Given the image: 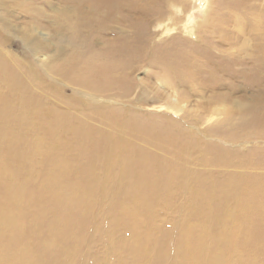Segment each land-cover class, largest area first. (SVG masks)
Here are the masks:
<instances>
[{"label": "bare ground", "instance_id": "bare-ground-1", "mask_svg": "<svg viewBox=\"0 0 264 264\" xmlns=\"http://www.w3.org/2000/svg\"><path fill=\"white\" fill-rule=\"evenodd\" d=\"M4 1L6 0H0V6L2 4L4 5ZM257 1H260V3H256ZM261 1L263 0H217L216 6H213L210 11L208 7L211 2L209 0H200L199 8L203 9L204 17L201 22L196 24V26L194 25L193 30L195 31V38L197 40L202 39L204 43H194L188 48L178 46L179 44H182L184 40L176 37L177 35L169 39V41L165 40L166 42L164 41L165 43L163 45H157L150 41L149 38L141 36L142 26L145 27L147 31H150L154 24L158 26L162 25L165 18L168 17V14L170 13L169 8L174 7L177 11H180V13L184 12L186 14L189 8L187 1L86 0L85 3L81 4L78 0H72L74 3L72 4L73 8L61 11V15L63 16L62 20L66 21V23H62L64 29L63 32L70 34L69 37L62 39L72 47L70 54H73L67 55L66 61L64 60L59 63L56 62L58 72L60 75L67 74L69 71L70 73L72 72L75 74V76H73L74 83L83 89L85 88V91L87 89L90 97L96 98L108 96L113 93L114 90L118 89L122 90L121 92H124L125 95V93L132 88V85L127 84V80L125 79L126 76H130L128 75V71L134 72L136 68L135 64L140 65L142 62L150 61L151 63H155V65L157 64L161 66V72H163L162 76L167 80L168 84L171 85L172 89H176L178 86H185L193 88L192 90L197 92L198 90H196L195 87L199 86L205 92L211 93L204 97L206 98L205 102H207V105L211 108L207 110L208 107H205V110L209 113L207 116L213 117L214 115L211 113H217V115H220L225 114V112L230 117L235 114L238 115V119H240L238 123L231 122L232 118H229L224 125V131L216 130L215 133L220 135L222 138L221 141L264 143V2ZM208 2H210V4H208ZM249 2L252 6H249ZM19 3L21 6H26V8L23 9L27 13L26 16L40 14L39 12L32 11L30 8L31 6L26 5V1H20ZM223 11H227V13H222ZM6 12H9L8 8ZM126 14L131 16L134 14H142L139 17L143 16L141 21L144 20L146 22L140 25L137 20L135 22L132 21L130 23V27H132L130 30L132 33L127 34L130 31L127 32L125 29L127 27V20L125 19ZM70 16L75 17L73 26L67 23L70 22V19H68ZM174 17L177 16L175 15L170 19H173ZM0 23L2 24V29L0 28V131L6 134H11L12 132L16 133L18 130L21 132H30L31 129H34L31 128L33 124L30 121V118L33 117L34 113H38L40 114L42 126L47 127L50 130V137H52L54 129H61L63 133L67 131H70L71 133V131H74V143L76 144L75 147H77L75 150H78L79 153H84L85 144L92 143L102 151L101 156L106 160L104 170L109 172L107 176L118 177V181H111V179L108 180L109 177H107L108 179L100 181V179L93 178L90 171L91 169L86 167L77 172L81 178L77 182H73L69 178L61 180V173H52V175L48 176L49 179L55 177L60 179V182L55 180L54 184L46 185L44 187V191L50 194L49 200H54L58 197L64 202L68 201L71 205H68L67 209L70 211L75 210L77 213L68 218L61 217L62 220L66 219L64 224L79 222L74 220V218L76 216L78 220L82 218L83 215L80 212V209L83 206H86L89 196L93 194V196L95 195V197L98 198L99 206L103 205V208H100L99 211L104 214V219H107L108 217L118 218L122 220L125 224L124 226H126L127 229L129 228L132 232L131 226H137V224L133 222V218L135 219L137 216L139 219L138 215L142 211L149 213L150 210H153L158 206H164L165 208L170 207V198L167 197L165 199V196L169 191L166 189L168 185L164 183V180L167 179V182L170 184L178 182L177 186L183 190L185 189L186 191H189L191 195L189 200H192L190 205L192 206V213H194V215L196 213L202 214L204 211L210 213V210L214 209L217 211L222 207L235 209V216H232L234 222L247 228V233H244L243 235L244 240L251 239V236H253L251 229L252 231L255 229V224L260 220L257 219V217L259 213H262L261 210L264 209V177L257 179H254L255 176H252L253 179L250 178V176L247 178H233V175L231 174L227 177V181L224 182L223 173H225V171H222V175H219V172H213L212 175L214 176V179L212 180H201L199 176H202V174L200 173L193 176L191 173L192 171L187 172L184 168L178 167V164L176 163L167 161L163 162L164 159H161L160 157L153 156L144 150L133 148V145H129L131 144L129 140H126L121 136H116V133L113 134L114 129H112V131L109 130L104 132L102 129H99L102 136H104L103 139H97L94 136H90L93 135L92 133L89 135L86 133L89 131V127L84 121L77 122L75 124V129L74 124L69 123L65 119L61 121L59 116L55 117L53 121L51 120L52 122L47 121L49 120V117L52 116V113H48V115L46 113L45 116L44 111H41L44 100L32 91V78L30 81L26 74V71L31 69L30 66L27 67V64H22L15 60L13 56L12 58L6 57L3 49L4 47L2 46V30L4 29V24L2 22ZM113 23H118L121 27L119 29L114 26L115 29L111 30L116 33L113 41L115 46L106 47L104 45L105 47L102 49L96 47L100 42L99 38L107 36L106 33L109 31V28H111L110 26ZM100 35L101 37H99ZM26 38V40L30 42L28 43L30 52L35 55L43 54L48 50V47L43 46L41 43L33 42L34 39H31V35L26 36ZM4 41L6 40L4 39ZM151 43L155 46H152ZM233 45L236 46L234 47ZM58 55L61 58V56L63 57L65 54ZM126 59L129 60L126 61ZM127 66H129V68ZM237 81H239V83ZM82 88L81 90L83 91ZM218 89L221 91L228 89L231 94L216 93L215 91ZM251 89H255L259 92L254 90L252 91L255 92L254 94L244 96L245 93H249L248 90ZM234 92H236L235 95ZM241 93L242 96H236ZM77 94H79V91ZM184 94L185 93L180 94V97L182 96L185 98L186 94ZM173 98L172 102L179 104L181 100L179 96ZM142 100L147 103L149 101L148 99ZM49 108H47V110H49ZM53 108L55 111V108L57 107L53 106ZM219 111L220 113H218ZM94 112L96 115L102 114L96 113L101 112V110H96V108ZM107 112L116 115L117 122L113 125L115 128L126 133L139 135L155 145L160 144V146H163L162 148L167 150V152L169 149L171 150L174 145L181 146V150H187L191 146H193L194 149H199L200 147L201 140L191 130L192 126L189 125V119L187 120V118H184V120H177L169 119L170 117L168 116H160V119H162L160 120L145 115L143 112L139 113L129 109H110ZM63 117L67 118L68 116L66 114ZM200 122V125H202L203 121ZM191 123L192 122H190V124ZM184 126H188L189 129L184 128ZM21 127H25V129L20 130ZM180 128V133H176L175 129L178 130ZM209 128L207 132L209 131ZM90 129H92L91 126ZM109 132L113 133L109 134ZM119 133L122 132L119 131ZM66 143L68 144V142ZM71 146L72 145H70V148ZM213 146L217 148L216 145ZM205 147H207V149L211 148V146L206 145ZM63 149L65 150V148ZM217 150L222 154H217L209 165H216L219 167L223 165H226V167L242 165L246 167L247 164H254V161L249 160V158L251 159V157H255L253 155L254 152H236L238 155H235V151H232L233 149L223 150V147L221 146H218ZM4 154H6V156L0 154V194L4 192L3 195L0 196V264H10L9 261L12 258H14L13 264L54 263V259L50 256V248H45L43 245L40 246V241L38 243L39 246L28 247V252L22 253V250L20 251V245L23 244L24 239L19 237V232H22L23 230L21 231L19 221L12 216L11 212L20 211L21 205H24L21 197L24 193L26 194V185H23L22 178L25 173L30 171V169L27 170L23 167L18 169L15 167L18 161L19 163H23V166L25 165L26 158L23 157L22 153L14 155L8 151ZM84 154H86V152ZM182 155L185 154L181 152L180 154H176V157L180 159ZM231 156H239V158L241 157V161L239 163L233 162L230 160ZM58 157L60 159V156ZM95 157L90 158L93 160ZM262 160H264V158ZM258 161L260 160L258 159ZM52 162L57 163L56 161H51L50 164H52ZM262 162L264 163V161ZM89 164L88 167L93 163L90 162ZM254 167L257 169V166ZM76 168L79 167L76 166ZM117 170H119V173H116ZM21 185L23 187H21ZM22 188L24 192L22 191ZM32 197L34 198H32L33 203H28L35 206L36 211L43 212L47 205L44 201L43 194L42 197L40 194L41 198ZM130 200H132L133 203ZM127 201L129 202L126 203ZM148 206H151L152 208ZM58 207H55L54 209L58 212L65 210L68 215L67 209ZM35 208H33V211ZM213 214L215 215L214 211H212V217L208 215L211 218L208 221L205 220L207 222L204 221V216L199 218L201 224H217L218 220L213 217ZM83 218V221H85L86 218L84 216ZM119 225L120 223L116 222L114 226H109V229L113 228L116 231L119 229ZM50 228H52L54 232L53 236L55 235L58 240L61 242L65 241L67 245L72 243V241L67 239L69 234H57L56 231L59 227L53 225ZM66 228L67 227L64 229ZM82 230L83 228L80 229V231ZM5 231L9 232L5 234ZM68 232L70 233V231ZM135 237L137 238V244L135 241L133 247L129 249L130 258L134 257L132 259L140 261L146 256H149L148 252L145 250L150 249L152 246L147 248L144 246V243L150 241L157 247L155 252V259L157 260L153 264H158L160 262L161 264L163 263L164 244L162 242L158 241L156 238H151L148 235L143 234L140 236L136 234ZM260 239L263 240L261 237H253V241L244 242L243 240V242H240L239 244H241L242 247L252 245L254 246V250H256L255 247L258 248L259 252H257V254L264 256V245L261 246V244L258 243ZM189 242L193 243V248L188 246ZM178 244L179 248L177 251V257H182L184 262L190 264H230L227 256L235 253L234 251L232 252L231 249L226 251L222 250L221 252L219 251V253L208 251L203 243L199 240H193L188 233L180 237ZM139 247L140 249L138 250ZM79 251L80 250L78 249V252ZM46 258L48 260L44 262ZM243 261L245 260H236L231 264H244ZM58 262L55 263L63 264L60 261ZM255 263L254 259H250L245 264ZM123 264H125V262H123Z\"/></svg>", "mask_w": 264, "mask_h": 264}, {"label": "rangeland", "instance_id": "rangeland-1", "mask_svg": "<svg viewBox=\"0 0 264 264\" xmlns=\"http://www.w3.org/2000/svg\"><path fill=\"white\" fill-rule=\"evenodd\" d=\"M20 1H26V5H30L32 11L39 12L40 14H31L29 16H26L27 13L25 12V10H23L26 8V6H21L19 3ZM78 1L82 4L85 3L86 0ZM184 1H187L189 6L186 14L184 12L180 13V11H177V9H175L174 7L169 8L170 13L168 14V17L165 18V21L162 23V25L158 26L154 24L150 31H147L145 27L142 26L141 36L149 38L150 41L156 43L157 45H163L166 41H169V39L175 37L176 35V37L184 40V42L182 44H179L178 46L189 48L194 43H204L202 39L197 40L195 38V31L193 30L194 25L196 26V24L201 22L204 17L203 9L199 8L200 0ZM209 1L211 2V4L210 2H208V4H210L208 8L211 11L212 7L216 6L217 0ZM261 2H264V0ZM256 3L259 4L260 1H257ZM72 4H74L72 0H6L4 1V5L2 4L0 6V22L4 24V29L2 30V46L4 47L3 49L6 57L12 58L13 56L15 60L21 62L22 64H27V67L30 66L31 69L27 70L26 74L30 81L32 78V91L36 93L38 97H42L41 99L44 100L41 111H44L45 116L46 113L47 115L48 113H52V116L49 117V120L46 119L47 121H53L55 117L59 116L61 121L65 119L69 123L74 124V129L76 128L75 124L77 122L84 121L89 127V131L86 133L88 135L92 133L93 135L90 136H94L97 139H103L104 136H102L99 129H102L103 132L109 130L112 131V129H114V133L109 132V134L116 133V136H121L122 138L129 140V142L131 143L129 145H133V148L144 150L153 156L160 157L161 159H164L163 162L167 161L176 163L178 164V167L184 168L185 171H192L191 173L193 176L197 173H200L202 174V176H199L201 180H212L214 179V176L212 175L213 172H219V175H222V171H225V173H223L224 182L227 181V177H229V175L231 174L233 175V178H247L250 176V178L253 179V177L255 176L254 179H257L260 177H264V163L262 162L264 161L262 160L264 158V143L221 141L222 138L220 137V135L215 133L216 130L224 131V125L227 123L229 118H232L231 122L238 123L240 121V119H238V115L235 114L230 117L225 112V114L220 115H217V113H211L212 115H214L213 117L207 116V114H209L207 110H209L210 106L207 105V102H205L206 98L204 97L210 95L211 93L205 92L199 86L195 87V89L198 90L197 92L195 90H192L193 88L185 86H178L176 89H172L167 80L163 78V72H161L162 68L160 65H155V63H151L150 61L144 63L142 62L140 65L135 64L136 68L134 72L128 71V75L130 76L125 77V79L127 80L126 83L132 85V88L128 90L125 95L124 92H121L122 90L118 89L114 90L113 93L108 96L96 98L90 97L87 89L85 91V88L83 89L82 87L74 83L73 76H75V74H73L72 72L70 73L69 71L67 72V74L60 75L57 69V63L63 62L64 60L66 61L67 55L73 54H70L72 47L62 39L69 37L70 34L63 32L64 29L62 23H66V21L62 20L63 16L61 15V11L68 8H73ZM249 6H252L250 2ZM7 8L9 12H6ZM222 13H227V11H223ZM140 15L142 14H134L133 16L126 14L125 19L127 20V27L125 28V25L124 28L127 32L130 31L127 34L132 33V31L130 30V28H132L130 27V23L132 21L135 22L137 20L140 25L146 22L144 20L141 21V18L143 16L139 17ZM175 15L179 18L174 17L173 19H170ZM68 19H70V22L67 23L73 26L75 17L70 16ZM114 26L115 28H121L118 23H113L110 26L111 28H109V31L106 33L107 36H105L104 38H99L100 42L96 47L102 49L105 46H115L113 41L115 39L116 33L111 31L115 29ZM1 27L2 24L0 23V28ZM28 35L32 36L31 39H34L33 42L41 43L43 46L48 47V50L40 55H35L34 53L30 52L28 47V43L30 42L26 40V36ZM99 37H101V35ZM4 39L6 41H4ZM151 44L152 46H155L153 45V43ZM233 46L235 47L236 45ZM57 53L65 55H63V57L61 56L60 58ZM128 60L129 59H126V61ZM127 67L129 68V66ZM237 82L239 83V81ZM81 88L84 92L81 90ZM254 90L255 89L248 90L249 93H245L244 96H250L251 94H254L255 92H252ZM78 91L79 94H77ZM215 92L227 93L228 95L231 94L228 89H226L225 91H221L218 89ZM236 92H234V95L236 94ZM182 93L186 94L185 98L182 96L180 97V94ZM178 96L181 99L179 104L173 103V97ZM236 96H242V93L237 94ZM142 99H148L149 101L147 103ZM53 106L57 107L58 110L57 108H55L54 111ZM206 106L208 107L207 110H205ZM46 107H51L52 110L51 108L47 110ZM95 108L96 110H101V112L96 113L102 114L96 115L94 112ZM110 109H129L137 111L139 113L143 112V114L155 117V119H160V116H168L170 117L169 119L177 120H184V118H187V120L189 119V125L192 126L191 130L201 140L199 147L200 150L194 149L193 146H191L187 150H181V146L174 145V147H172L171 150L169 149V151L167 152V150L163 149V146H160V144L155 145L154 143H151L146 138L140 137L139 135L118 130L113 126L117 122L116 115L109 114V112H107ZM218 113H220V111ZM53 114L56 116H54ZM66 114L68 117H63ZM199 120L203 121L202 125H200L201 122ZM30 121L33 124L31 128H34L31 129L30 132H21L18 130L16 133L12 132L11 134H6L0 131V154H3L2 156H6V154L4 153L8 151L10 153H13L14 155H19L20 153H22L23 157L26 158V167L25 165L23 166V163H19V161L15 167L18 169H21V167L26 168L27 170L30 169V171L28 173H25L24 177L22 178L23 185H26V194L24 193L25 196L23 195L21 197L24 205H21L20 211H14L13 213L11 212L12 216H14L15 219L19 221L21 231H24L19 232V237H22L24 239L23 244L20 245V251L22 250V253L28 252V247L31 248L43 245L45 248H50V256H52L55 262L60 261L63 264H123V262H125V264H153L157 260L155 259V252L157 250V247L150 241L144 243V246L147 248H150L152 246L150 249L145 250L146 252H148L149 256H146L148 259L145 257L143 260L136 261L132 259L134 257L130 258L129 249L133 247L135 241L137 244V238L135 237V235L137 234L138 236H140L141 234H143L148 235L151 238H156L158 239V241L164 244L162 264H190L184 262L182 260V257H177L179 239L182 235L188 233L193 240H199L201 243H203L206 250L208 251L217 253H219V251L221 252L222 250L226 251L229 249H231L232 252L234 251V254H230L231 256H227L230 264L234 263L236 260H245L243 261V263L245 264L250 259H254V261L256 262L255 264H264V256L257 254V252H259L258 248L255 247L256 250H254V246L252 245H248V247H242L241 244H239L240 242H243V235L244 233H247V228H244L243 226L234 222V218L232 216H235V209L222 207L217 211L214 209L210 210L211 214L204 211L202 214L196 213L194 215V213H192V206L190 205L192 200H189L191 196L189 191H186L185 189L183 190L182 188L177 186L178 182H173L171 183V185L169 182H167V179L164 180V183L168 185L166 189H168L169 191L167 192L165 199L167 197L170 198V207L165 208L164 206H158L157 208L150 210L149 213L142 211L138 215L139 219L137 218V216L135 217V219L132 217L133 222L137 224V226H131L132 232L129 230V228L127 229V227L124 226L125 224L123 223V221L118 218L108 217L107 219L109 221L107 219H104V214L99 211L100 208H103V205L99 206V200L95 197V195L93 196V194L89 196L86 206H83L80 209V212L86 218L85 221H83V216L80 220H78L76 216L74 220H77L79 222L64 224V221L66 219L62 220L61 217L68 218L71 217V215H76L77 213L75 210L70 211L67 209L68 205H71L68 203V201H65V203L61 198L58 197L54 200H49L50 194L44 191V187L46 185L54 184L55 180H58V182H60V179L57 177L49 179L48 176L52 175V173H61V180L69 178L71 181L77 182L81 179L77 172L86 167L91 169L90 171L93 178L100 179V181L108 179L107 177H109L108 180L111 179V181H118V177L116 178L114 176H107L109 172H106L104 170L106 160H104L101 156L102 151L95 147L92 143L85 144L84 153L86 152V154L79 153L78 150H75V148L77 147H75L76 144L74 143V131H71V135L70 131L63 133L61 129H54L53 135L52 137H50V130L47 127L42 126L40 114L34 113L33 117L30 118ZM190 122L192 123L190 124ZM89 125L92 129H90ZM187 127L184 126V128L189 129V127ZM94 128L96 131L94 130ZM208 128L209 131L207 132ZM24 129L25 127H21L20 130ZM119 131L122 133H119ZM175 131L176 133H180L181 128L178 130L175 129ZM66 142H68V144ZM14 143L17 145H15ZM70 145H72L73 147L71 146L70 148ZM205 145L211 146V148L207 149ZM213 145H216L217 148H215ZM218 146L223 147V150L233 149L232 151H235V155H238L236 152H254L253 155L257 159L255 157H251V159L249 158V160L254 161V164H250L253 166L247 164L246 167L242 165L226 167V165H223L221 166L225 168L223 169L216 165H209V163L213 161V158L217 156V154H222L217 150ZM63 148H65L66 151ZM181 152L185 155H182L183 157L181 156V158L178 159V157H176V154H180ZM202 155L204 156V158ZM58 156H60V159ZM90 157H95V159L91 160ZM230 158V160L233 162L239 163L241 161V157L239 158V156H231ZM258 159L262 163L258 161ZM51 161H56L57 163L52 162V164H50ZM90 162H92L93 164L88 167V165H90ZM257 162L260 164H258ZM76 166L80 169L76 168ZM254 166H257V169ZM100 170L102 171V174ZM116 173H119V170H117ZM120 182L122 183L121 180ZM21 187L23 186L21 185ZM3 193L0 194V196H2ZM40 194L41 197L43 194L44 201L47 204L43 212L36 211L35 206L28 203L32 202V200L34 199L32 196H34L35 198H41ZM130 201L133 203L132 200ZM128 202L129 201H127L126 203ZM31 207L35 208L34 211ZM55 207H62L67 209L68 215L65 210H61L58 212L56 209H54ZM148 207L152 208L151 206ZM23 211L26 212L24 213ZM212 211L215 212V215L213 214V217L218 220V223L215 225H206L205 223L201 224V220H199V218L204 216V221L210 220V218L212 217ZM261 212L262 213H259L257 217V219L260 220H258V222L255 224V229H253V231L251 229V233H253V236H251V239H245L244 242L253 241V237H261L263 238V240L260 239L258 243L261 244V246L264 245V209H262ZM208 215L211 217H209ZM59 222L63 224H60ZM116 222L120 223L119 229L116 231L113 228L109 229V226H114ZM53 225L55 227H59L56 231L57 234H69L67 239L72 241V243L67 245L65 241L61 242L55 237V235L53 236L54 232L52 228H50ZM65 227L67 228L64 229ZM81 228H83L82 231H80ZM67 230L70 231V233ZM95 231L98 233H96ZM8 232L9 231H5V234H7ZM188 246L190 248H193V243L189 242ZM78 249L80 250L79 252ZM139 249L140 247L138 248V250ZM47 260L48 259L46 258L44 262ZM13 262L14 258L10 259L9 263L13 264ZM55 262L48 264H57ZM158 264H161V262Z\"/></svg>", "mask_w": 264, "mask_h": 264}]
</instances>
